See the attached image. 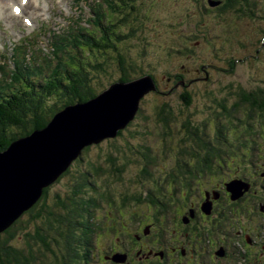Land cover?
<instances>
[{"label": "trees", "instance_id": "16d2710c", "mask_svg": "<svg viewBox=\"0 0 264 264\" xmlns=\"http://www.w3.org/2000/svg\"><path fill=\"white\" fill-rule=\"evenodd\" d=\"M142 1H96V9H94L95 28L94 30L81 31L75 37L76 50L74 51L76 55L62 62L49 61L46 66L39 67L38 72L43 76V81L32 78L36 75L29 68L28 76L31 78H22L23 86L20 84V87H18L17 84H14V90L0 95V152L6 151L12 142L36 130L44 129L51 119L65 107L88 103L116 82L126 84L140 77V73L139 76L135 73V76L138 77H133L132 72L136 70V66H133V69L128 67L130 60L125 57L127 54L120 55L117 47L124 46L128 40L134 38L136 32L145 31L148 35L149 29H142V23L144 21L148 22V20L152 21L154 17L142 15L146 6V1H143L144 3ZM215 1L218 0H212V2ZM147 2L148 6H151L152 3L156 6L153 0H147ZM207 2L208 6L205 3L197 5L194 13L190 12L191 16L200 18L204 12L212 8L209 6V0ZM262 2L264 5V0H226L223 5L217 8V11L224 16L232 12L242 13V16H257V8ZM167 4L169 5L168 2ZM156 7V10L164 8L161 5ZM184 10L189 12V9L185 8ZM224 21L227 20L224 19ZM209 32L207 39L209 37L216 39L221 37V39H224L223 43L228 45L232 52L234 51L235 34L229 36L228 39L227 37L222 38V33H226L224 28L211 29ZM211 32L215 33L211 34ZM65 53H67V50ZM114 55L118 56L115 57ZM109 61L118 64L121 75L116 82L100 90L96 83L93 84L95 77L92 76L91 72L97 73L102 70ZM204 68L203 66L202 69ZM232 74L234 73L232 72ZM148 76L151 77L149 74ZM236 91L231 95V101L234 102L232 107H227L225 103L221 104L219 109L223 115L222 123L219 119L217 133L213 134L212 138L208 127L209 122L203 124L204 128H202L200 126L190 127L189 120L182 121L181 129L184 131V137L178 142L179 151L176 154V164L172 168V173L169 172L165 178L161 176L153 177L151 172L157 164L158 156L162 153L165 154V152H161L160 148L155 149L153 147L154 141L163 137L164 134H156L157 130L160 132L161 127L156 126L157 128H154L152 118H156L159 125L163 127H168L169 123H176L177 118H174L170 113H165L169 111L167 104H163L158 110H155L153 117L147 116L146 123H148V127L135 129L139 130L138 132L125 127V130L122 129L118 132L116 137H122L127 130L128 132L134 131L131 137L129 135L130 138L126 139L125 149L120 152L121 155L118 152L116 154L109 153L106 156L107 161L104 163L89 161L86 168H80L75 173L72 172L70 166L57 180L70 178V184L64 193H57L51 197L50 186L44 189L40 200L10 228L0 233V264H95L92 258H94V249L97 247L96 242L98 241L103 251L106 252L108 244L105 241L107 239L110 241L113 234L115 235L118 232L114 227L110 228L109 225L112 220H103L100 215H96L106 205L110 207H114V204L120 205L119 208L124 211L135 203L137 206L132 207L133 211L139 210V212H133L130 215V221L136 222V227L143 225L144 231L140 232L141 237L150 225H152L153 229L151 231L155 236L160 233L164 221L168 220L167 218L162 219L165 217L162 216V212H165L164 214L168 217L172 215L179 218L182 223V220L184 222L188 219V213L193 211L199 223L196 227L198 230L202 229L206 232V230L213 228L214 224L209 222V217H207L209 215L205 212L206 210L204 211V205L206 204L203 203V200L205 198L209 199L210 196L207 193L211 191L208 185L212 184L213 187L221 185L225 175L220 176L219 172L225 168L226 158L233 153L238 155L239 152L235 145L233 146L227 139L221 141L219 137L222 133H227V131L229 133V130L232 129H227V125L229 127L234 126L235 122L242 124L241 116H247L249 120L247 127H239L244 128L245 133H239L243 136H237L234 142H237V144L248 143V147L251 146V148H248L247 152L253 153L254 146L258 144L255 135H259L261 138L262 133H255L254 125L249 122L258 116L261 119L260 121L264 123V92L260 90L257 93H250L239 88H236ZM155 95H162V93L158 92ZM182 100L187 102L185 97H182ZM138 113L140 114L141 110ZM152 129L155 133H152ZM167 134L168 137L172 136V134L170 136L169 133ZM262 139L264 142V135ZM169 140L167 143L172 144V138H169ZM214 140L231 149L227 151H225L226 148L220 150L217 148V144L213 142ZM258 145L260 146V144ZM261 148L263 146H260ZM88 150L89 147L82 151L77 162H84L85 158L83 156ZM241 156V154L238 155L239 158ZM129 166L141 168L142 176H148L154 182L151 188L150 186L147 187L138 196L136 193H131L130 190L125 192L120 199H116V201H120L117 204L118 202L115 203L112 185L113 183H123L125 188H129L126 185L128 183H125L123 178V173L126 172ZM97 178L102 179L104 188L101 185L99 186ZM109 178L113 180L110 181ZM247 178L251 179V176H247ZM129 181L130 183L134 182ZM136 181L138 183L137 179ZM224 182L221 195L227 192L230 198H226L225 195L222 196V199L226 198L228 203L220 204L222 208L220 216L224 215L228 217V220H233V216L237 214L236 209L240 204L237 200L240 197L234 200L232 193L229 191V184H226V181ZM253 194L256 195L255 192ZM212 195L214 194L212 193ZM200 196H202L201 200ZM146 201L148 203L144 204ZM144 205L149 206L150 213H140ZM116 213L119 214V211ZM183 213H186L184 217L182 216ZM149 214L155 215L151 218L148 216ZM138 215L142 217L139 218ZM24 217H28V219L24 220ZM224 227L228 228L224 232H230L233 229L230 223L224 225ZM191 236L193 239H191ZM197 236L201 240L198 241ZM222 237L221 235L220 240L223 243L224 239ZM189 238L190 242L195 240L197 245L205 243L200 232H196L195 235L190 234ZM206 238L207 240L211 239L209 236H206ZM161 247L159 249L156 246V251H154L159 256L157 258L162 255ZM193 249L199 251L198 247H193ZM101 252V250L98 252L99 255H101Z\"/></svg>", "mask_w": 264, "mask_h": 264}, {"label": "rangeland", "instance_id": "374dc122", "mask_svg": "<svg viewBox=\"0 0 264 264\" xmlns=\"http://www.w3.org/2000/svg\"><path fill=\"white\" fill-rule=\"evenodd\" d=\"M143 1H146V6L145 4L143 5V7L145 6V11L143 10L142 15L145 17H154L152 21L148 20V22L144 21L142 23V29H149L147 32L148 35H146L145 31L136 32L134 38L128 40L124 46H118L117 51L120 55L127 54L125 57L130 60L128 67L133 69V66H136V70L132 72L133 77L136 74L138 76L139 73L141 74L140 77L135 76L138 78L126 84L132 85L142 82L144 78H150L154 90L148 92L140 99L134 119L128 123L126 128L138 132L139 130L135 129L148 127V123H146L147 116L153 117L155 115L154 111L158 110L163 104L169 106V111L165 113H170L174 118H177L176 123H169L168 127H163L159 125L156 118H152V122L154 123L153 127H161L160 132L157 130L156 134H164L163 137L157 138L158 141L157 139L154 141L153 147L155 149L160 148L161 152H165V154L162 153L158 156L157 164L151 172L153 173V177L155 176L157 178L161 176L165 178L176 164V154L179 151L178 142L184 137V131L181 129L183 120H189L190 127L200 126L202 128H204L206 122H209L208 127L212 138V135L217 133L219 127L218 120L220 119L219 121L221 122L223 116L219 108L222 103H225L227 107L233 106L234 102L232 103L231 101V95L237 92L236 88L250 93H257L260 90L264 92V22H262L264 21V14H262L264 12V5L262 2L257 8V16H242V13L236 14L234 12L224 16L217 11V8L223 5L226 0H218L215 2L209 0V6L212 8L204 12L200 18H195L191 16L190 12L194 13L197 5H203L205 3L208 6L207 0H194L195 4L193 0H153L156 6L161 5L165 8V11L164 8L156 10L157 7L153 3L151 6H148L147 0ZM185 8L189 9V12L188 10H184ZM224 19L227 21L225 22ZM159 21L160 23H158ZM223 28L226 33H222V38L227 37L229 39V36L235 34V48L233 52L228 45L223 43L224 39H221V37L217 39L209 37L207 39L211 29ZM213 33L215 32H211V34ZM257 50L258 52H256ZM175 51L180 52L176 53ZM114 56L117 57L118 55ZM203 66L205 67L204 69H202ZM91 74L95 77L93 84L96 83L100 90L116 82L121 75L118 64L112 61H109L102 70L97 73L91 72ZM117 83L122 84L119 81L115 84ZM158 92L162 93L163 96L155 95ZM182 97H185L187 102L182 100ZM139 110H141L140 114L138 113ZM241 118L242 124L235 122L234 126L229 127L227 125V129H232L229 130V133L228 131L227 133H222L219 138L221 141L227 139L233 146L235 145L239 149L237 154H241L242 156L239 158L236 153H233L227 157V164L219 172V175H225L224 178L222 177L223 182L226 181V184L231 185L235 193L243 194L248 191L246 194H250V197L253 199L249 196L245 199V194L241 195L237 200L242 201L241 205L244 207L242 210L239 204L236 209L242 215L239 216L237 214L239 221L246 228L249 225L250 227L254 225L255 230L258 228L259 230H264V175H262L263 177L260 175L262 171L264 172V142L262 139L264 135V123L260 121L261 119L258 116L254 120H250L249 123L254 125L255 133H262L261 138L259 135H255V137H257L258 144L261 147L263 146V148L260 149V146L257 144L255 146L253 145L255 148L253 153L247 152L248 148H251V146L248 147V143L237 144V142H234L237 136H243V134L239 133H245L244 128L241 129L239 127H247L248 125L249 120L247 116L244 117L242 115ZM133 130L130 132L128 130L125 131L122 137L108 138L99 144L88 146L89 150L83 156L85 158L84 162H77L79 156L71 164L72 172L75 173L80 168H86L87 162L89 161H100L104 163L107 161L106 156L109 153L116 154L118 152L120 154L125 149L126 139L130 138L131 134L134 133ZM152 133H155L153 129ZM167 133H169V136L172 134V136L168 137ZM169 138H172V144L167 143L170 141ZM213 142L217 144L216 146L220 150L226 148V145L222 143H217L215 140ZM229 149L231 148H226L225 151ZM258 149L260 150L258 151ZM247 176H251V179H248ZM123 178L125 179V183H128L126 185L129 188H125L123 183H113L112 189L114 191L115 201L117 198L120 199L129 190L138 196L147 187L150 186L151 188L154 182L152 178L142 176L141 168L135 166L127 167L126 172L123 173ZM109 179L110 181L113 180L112 178ZM129 180L134 182L130 183ZM97 181L99 186L101 185L104 188L102 179L97 178ZM69 184V177L53 183L50 186L51 197L57 193H64L68 189ZM208 186L209 189L213 188L212 184ZM218 189L219 186L214 190L216 191ZM193 190L195 189L193 188ZM254 192L256 195L253 194ZM115 203L119 204L120 201H116ZM147 203L148 201L144 204ZM205 204L207 205L208 202H205ZM134 206L137 205L134 203L129 209L122 211V208H119L120 205L114 204V207L106 205L96 215H100L103 220H112L109 226H113L119 231L122 223L128 224L130 222V215L133 212H139V210L133 211L134 209L132 207ZM142 207L143 209L140 210V213H150L149 206L144 205ZM244 210H248V212L244 214ZM118 211H120V216L116 213ZM186 213H183L182 216L184 217ZM154 215L149 214L148 216L153 218ZM138 216L139 218L142 217L140 215ZM171 218L175 217L169 215V220ZM27 219L28 217H24V220ZM176 220L179 221L178 218ZM185 226L183 225L182 228L184 229ZM179 230L180 232L183 231L181 228ZM148 231L149 228L146 229V232ZM253 232L249 231L248 237L253 238L254 243L257 244L260 240L254 237L256 234ZM237 235L241 236V232L239 231ZM120 236L119 233L113 234L110 241L107 239L105 242L109 244L113 240L115 243H119L121 240V243H123L124 240ZM151 236L150 232H148V236L146 237L149 238ZM117 237H119V240L116 241ZM239 242L240 239L237 241L238 245ZM250 248L251 251L264 253V251H257V246L253 247L254 250L251 246ZM100 250L103 251L100 243L97 241L96 253ZM168 250L171 251L170 248ZM171 252L174 254L173 251ZM118 257L124 259L125 255L115 253L114 259H110L109 261L114 264H119L121 261L118 260ZM259 260L264 262V255L259 254ZM240 261L237 258L236 263ZM232 263L234 262L230 261V264Z\"/></svg>", "mask_w": 264, "mask_h": 264}, {"label": "water", "instance_id": "95a60500", "mask_svg": "<svg viewBox=\"0 0 264 264\" xmlns=\"http://www.w3.org/2000/svg\"><path fill=\"white\" fill-rule=\"evenodd\" d=\"M152 90L150 78L111 85L88 103L67 106L44 129L0 152V233L32 208L86 147L115 138L134 119L140 99ZM229 191L234 200L242 195L231 185ZM208 209L209 203L204 205Z\"/></svg>", "mask_w": 264, "mask_h": 264}, {"label": "flooded vegetation", "instance_id": "af4514ba", "mask_svg": "<svg viewBox=\"0 0 264 264\" xmlns=\"http://www.w3.org/2000/svg\"><path fill=\"white\" fill-rule=\"evenodd\" d=\"M222 184H224V182L219 185V189L216 191L214 190L216 187L211 188V191L207 192L208 195H210L209 199L205 198L203 200L204 204L205 202L210 204V209L208 211H204L207 212V215H209H206L209 217V222L214 224L213 228L206 230V232L202 229H200L201 231L198 230L196 227L199 223L197 222V216L193 213V211L188 213V219L186 221L184 220V222L182 220V223L179 218V221L176 220L177 217L169 220V217L164 214L165 212H162V216H165L162 219L167 218L168 220L164 221V224L161 226L162 230L156 236L151 231V229H153L152 225L148 226V232L152 235L149 238L146 237L148 236V232L146 231L142 237L140 236V232L144 231V228H142L143 225L136 227V222L131 221L128 224L122 223L120 225V230L117 233L121 235L120 238H122L124 242L121 243L120 240L119 243H115L112 240L111 243L108 244L106 252L102 251L101 255H99L98 252L96 253L95 248L93 254L94 258H92L95 264H114L109 260H113L112 257L115 253L125 255L124 259L122 257H118V260L121 261L119 264H230V261L234 262L232 264H264V262L259 260V254L264 255V253L250 250V246L252 248L257 246V251H264V230H259L258 228V232L255 230L256 228L254 225L252 227L249 225L246 228L245 225L239 221L237 214H239V216L242 215L238 212L235 216H233V220H228V217L224 215L220 216L222 211L220 204L228 203L226 201V198L228 197L227 192L226 194H223L226 198L222 199L223 195H221V193L223 191L222 188L224 187ZM212 193L214 195H212ZM248 196L250 197V194H246L245 199ZM201 197L202 196H200V200L202 199ZM228 198H230V196ZM238 202L241 205L242 201ZM243 208L244 207L241 205L242 210ZM247 212L248 210L243 211L244 214ZM228 223L231 224L233 229L230 232H224L228 230V226L224 227V225L226 226ZM183 225H186L184 229L182 228ZM112 227L113 226L110 228ZM180 228L183 230L182 232H180ZM239 231L241 232V236L237 235ZM249 231H254L253 233L256 234L254 237L259 238L260 241L257 242V244L254 243L253 238L248 237ZM196 232H200L202 234L205 243L197 245L195 240L190 242V234L195 235ZM221 235L224 239L223 243L220 240ZM206 236L211 237V239L209 238L207 240ZM118 238L119 237L116 238V241L119 240ZM196 238L198 241L201 240L198 236ZM191 239H193L192 236ZM239 239L240 242L238 245L237 241ZM156 243H158V245H156ZM156 246H158L159 249L162 246L160 250L162 255L160 258H157L159 256L157 252H154L156 251ZM193 247H198L199 251H195ZM168 248H170L174 254L169 251ZM230 250L232 251L230 252ZM237 258L241 260L238 263H236Z\"/></svg>", "mask_w": 264, "mask_h": 264}, {"label": "bare ground", "instance_id": "6f19581e", "mask_svg": "<svg viewBox=\"0 0 264 264\" xmlns=\"http://www.w3.org/2000/svg\"><path fill=\"white\" fill-rule=\"evenodd\" d=\"M260 175L262 176V175H264V172L262 171L261 173H260ZM263 177V176H262ZM264 178V177H263Z\"/></svg>", "mask_w": 264, "mask_h": 264}, {"label": "snow or ice", "instance_id": "6c2138e0", "mask_svg": "<svg viewBox=\"0 0 264 264\" xmlns=\"http://www.w3.org/2000/svg\"><path fill=\"white\" fill-rule=\"evenodd\" d=\"M17 11H19V9H17Z\"/></svg>", "mask_w": 264, "mask_h": 264}]
</instances>
